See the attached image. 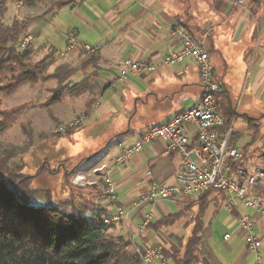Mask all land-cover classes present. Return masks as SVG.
<instances>
[{
	"label": "clouds",
	"instance_id": "9594fccd",
	"mask_svg": "<svg viewBox=\"0 0 264 264\" xmlns=\"http://www.w3.org/2000/svg\"><path fill=\"white\" fill-rule=\"evenodd\" d=\"M0 264H264V0H0Z\"/></svg>",
	"mask_w": 264,
	"mask_h": 264
},
{
	"label": "trees",
	"instance_id": "16d2710c",
	"mask_svg": "<svg viewBox=\"0 0 264 264\" xmlns=\"http://www.w3.org/2000/svg\"><path fill=\"white\" fill-rule=\"evenodd\" d=\"M26 209H22V211H25Z\"/></svg>",
	"mask_w": 264,
	"mask_h": 264
}]
</instances>
